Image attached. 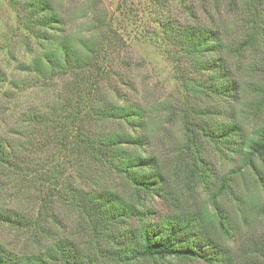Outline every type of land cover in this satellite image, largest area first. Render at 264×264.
<instances>
[{"label": "trees", "instance_id": "trees-1", "mask_svg": "<svg viewBox=\"0 0 264 264\" xmlns=\"http://www.w3.org/2000/svg\"><path fill=\"white\" fill-rule=\"evenodd\" d=\"M152 1L167 14L176 100L139 97L98 0H8L26 60L10 78L0 63V172L8 184L33 158L51 166L34 215L0 209L27 230L23 251L0 244V264H264V247L237 234L264 220V0H196L200 13L179 0L180 15ZM156 140L171 152L149 153ZM52 200L75 213V234Z\"/></svg>", "mask_w": 264, "mask_h": 264}, {"label": "rangeland", "instance_id": "rangeland-1", "mask_svg": "<svg viewBox=\"0 0 264 264\" xmlns=\"http://www.w3.org/2000/svg\"><path fill=\"white\" fill-rule=\"evenodd\" d=\"M179 0H168V7L170 14L177 13V2ZM195 11L200 13L196 0H192ZM187 5L190 4L187 0ZM100 9H104L109 17L114 18L113 29L115 35L119 39L123 51L119 57L129 60L135 64L134 69L127 71L128 79L135 84L138 95L142 99L149 94L148 98L152 100H160L166 96L176 100L180 97L182 92L179 83L174 74L173 65V51L166 46L162 40V22L167 14L156 11L152 0H98ZM80 6V5H79ZM16 9L9 6L8 0H0V63L5 66L2 68L6 71L7 77L14 73L13 64L25 61L26 58L22 56L23 45L21 43V30L17 27ZM180 17V16H179ZM18 48L15 52V60L11 64L6 65V51L12 47ZM172 53V54H171ZM117 55L115 54V57ZM122 59V58H120ZM122 70V69H121ZM113 81L123 76L121 71L113 70ZM147 90V91H146ZM2 116L0 114V129L2 125ZM160 140H156L149 148V153L161 152L163 155L167 154L171 149ZM32 167L26 174L10 175L9 183L7 184L4 172H0V209H8L19 214L34 215L38 210V203L46 198V193L50 192V184L45 181V172L51 166L50 160L45 157L38 156L31 160ZM76 178L73 169L66 172ZM70 177V180H72ZM10 185V186H8ZM21 188V195L14 196L12 189ZM4 189V190H3ZM202 195L198 193V199L201 200ZM53 199V198H52ZM55 200V199H54ZM52 207L57 215L60 227L63 228L66 234H75V213L70 207L63 202H53ZM155 209L157 212H165L166 208L159 202L155 201ZM59 206V207H58ZM237 234L248 239L256 241L258 247H264V220L253 216L252 220L248 222L246 229L238 223ZM27 230L11 229L0 222V244L6 248L15 251H23L24 236ZM80 234V233H79ZM252 260H255L254 258ZM257 261V260H255ZM143 264H160L158 262H147ZM161 264H205L203 262H182L170 259ZM235 264H246L241 259L236 260Z\"/></svg>", "mask_w": 264, "mask_h": 264}]
</instances>
